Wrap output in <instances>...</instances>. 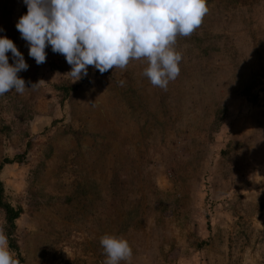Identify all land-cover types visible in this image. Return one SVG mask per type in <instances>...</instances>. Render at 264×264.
<instances>
[{
  "label": "rangeland",
  "instance_id": "rangeland-1",
  "mask_svg": "<svg viewBox=\"0 0 264 264\" xmlns=\"http://www.w3.org/2000/svg\"><path fill=\"white\" fill-rule=\"evenodd\" d=\"M207 7L163 90L143 59L77 82L50 46L37 65L15 28L23 0H0V36L29 66L27 89L0 96L20 264H104L105 234L132 248L120 264H264V0Z\"/></svg>",
  "mask_w": 264,
  "mask_h": 264
},
{
  "label": "clouds",
  "instance_id": "clouds-1",
  "mask_svg": "<svg viewBox=\"0 0 264 264\" xmlns=\"http://www.w3.org/2000/svg\"><path fill=\"white\" fill-rule=\"evenodd\" d=\"M26 14L15 24L37 65L46 62V47L63 55L74 82L86 77L88 66L103 74L125 69L130 61L146 60L143 70L151 85L167 90L180 74L182 55L174 45L188 37L208 13L207 0H23ZM0 31H3L0 29ZM11 53L13 63L6 55ZM13 41L0 36V96L27 88L18 76L28 70ZM123 86L124 81L119 82ZM100 245L104 264H120L133 252L123 239L105 234ZM0 228V264H19Z\"/></svg>",
  "mask_w": 264,
  "mask_h": 264
},
{
  "label": "trees",
  "instance_id": "trees-1",
  "mask_svg": "<svg viewBox=\"0 0 264 264\" xmlns=\"http://www.w3.org/2000/svg\"><path fill=\"white\" fill-rule=\"evenodd\" d=\"M71 88L72 87L67 83H65L64 86L62 87L60 86V90H62L63 92V97L67 96ZM20 160H21L20 157H14L13 159L3 158V160L0 162V171L2 170L4 165L19 163ZM0 209L4 212L5 222L7 223L9 229L6 232V236L8 238V247L13 253L16 254L15 258L19 260V264H20L22 258L19 255V251H18L19 249L13 237V229L15 227V222L22 214V209L20 207L17 208L13 207L11 204H9L3 199V185L1 181H0Z\"/></svg>",
  "mask_w": 264,
  "mask_h": 264
}]
</instances>
